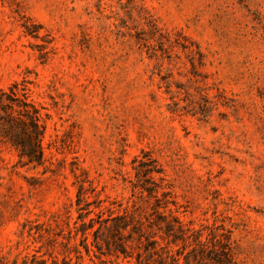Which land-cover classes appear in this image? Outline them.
Wrapping results in <instances>:
<instances>
[{
    "label": "rangeland",
    "instance_id": "374dc122",
    "mask_svg": "<svg viewBox=\"0 0 264 264\" xmlns=\"http://www.w3.org/2000/svg\"><path fill=\"white\" fill-rule=\"evenodd\" d=\"M14 82L48 119L42 166L0 142L5 264H51L49 237L58 264H134L80 225L135 208L264 264V0H0V89ZM144 155L160 174H137Z\"/></svg>",
    "mask_w": 264,
    "mask_h": 264
},
{
    "label": "trees",
    "instance_id": "16d2710c",
    "mask_svg": "<svg viewBox=\"0 0 264 264\" xmlns=\"http://www.w3.org/2000/svg\"><path fill=\"white\" fill-rule=\"evenodd\" d=\"M26 83H12L6 89H0V142L9 145L16 151L17 157L23 161V165L33 168L42 166L44 155L42 141L45 134L48 119L47 114H43V108L35 104L28 96ZM137 174L143 177L151 173L160 174L156 162L144 155L142 160L135 159ZM151 180V178H149ZM151 189H141L147 192L156 203L157 184L152 180ZM85 189L81 182L78 185V199L81 203L85 194ZM86 204L85 206H87ZM82 207H79V211ZM141 210L135 208L132 214L108 216L103 219L97 215V221L89 219L87 223L82 221L80 232L83 241L86 240V231L94 227L93 246L102 253L105 249L107 253L121 255L124 258H132L134 264H235L233 245L230 233L220 232L219 229H207L206 238L203 239V230H192L184 228L177 217H170L167 220L161 214L150 218V215L141 217ZM90 211H87V214ZM82 216V215H79ZM165 242V246L159 243ZM55 239L49 237L44 243L48 250L43 254L51 260V264H58L56 258L49 251L54 247ZM176 247L175 251H169L168 247ZM87 247L85 246V249ZM87 251V249H86ZM25 260L23 264H47L43 257L33 255L29 262ZM62 264H68L62 259ZM0 264H5L0 258Z\"/></svg>",
    "mask_w": 264,
    "mask_h": 264
}]
</instances>
